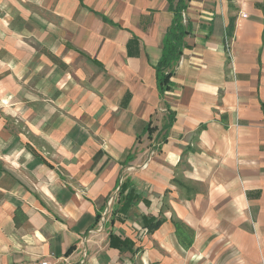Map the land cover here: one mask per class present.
<instances>
[{
    "label": "crops",
    "instance_id": "obj_1",
    "mask_svg": "<svg viewBox=\"0 0 264 264\" xmlns=\"http://www.w3.org/2000/svg\"><path fill=\"white\" fill-rule=\"evenodd\" d=\"M172 20L168 0H0V264H264V0H191L161 96Z\"/></svg>",
    "mask_w": 264,
    "mask_h": 264
},
{
    "label": "trees",
    "instance_id": "obj_2",
    "mask_svg": "<svg viewBox=\"0 0 264 264\" xmlns=\"http://www.w3.org/2000/svg\"><path fill=\"white\" fill-rule=\"evenodd\" d=\"M191 0H168L169 11L173 13V20L171 26L167 29L163 39L162 56L158 64L155 66L157 89L161 96H164L171 90V78L174 75L175 66L181 59L184 50L188 47L185 42L186 37L192 34L193 27L190 22L184 24L183 13L188 9ZM229 34L233 30V24L229 26ZM167 118L165 124L162 126L158 136L162 137V142L168 141L169 133L176 121V112L167 107ZM164 133V134H162ZM132 156L128 157V161ZM127 189V184L121 187V194ZM138 201V198L133 193H129L124 197L122 208L117 211L116 219L125 221L126 215L129 212L131 205ZM97 219H99L97 217ZM165 222L164 219L155 217H143L144 229L148 234H154L161 225ZM109 244L113 249L118 250L120 253L130 252L135 255L139 249L136 248L135 243L128 238L123 239L121 236L110 234Z\"/></svg>",
    "mask_w": 264,
    "mask_h": 264
},
{
    "label": "built area",
    "instance_id": "obj_3",
    "mask_svg": "<svg viewBox=\"0 0 264 264\" xmlns=\"http://www.w3.org/2000/svg\"><path fill=\"white\" fill-rule=\"evenodd\" d=\"M183 16L185 17V13H183ZM227 43H228V40H227ZM42 264H47L46 262L42 263Z\"/></svg>",
    "mask_w": 264,
    "mask_h": 264
},
{
    "label": "rangeland",
    "instance_id": "obj_4",
    "mask_svg": "<svg viewBox=\"0 0 264 264\" xmlns=\"http://www.w3.org/2000/svg\"><path fill=\"white\" fill-rule=\"evenodd\" d=\"M183 19H184V20H183L184 24H186V22H185V17H184V16H183Z\"/></svg>",
    "mask_w": 264,
    "mask_h": 264
}]
</instances>
